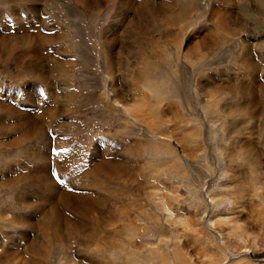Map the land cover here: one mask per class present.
<instances>
[{"label": "rangeland", "instance_id": "1", "mask_svg": "<svg viewBox=\"0 0 264 264\" xmlns=\"http://www.w3.org/2000/svg\"><path fill=\"white\" fill-rule=\"evenodd\" d=\"M0 264H264V0H0Z\"/></svg>", "mask_w": 264, "mask_h": 264}, {"label": "bare ground", "instance_id": "2", "mask_svg": "<svg viewBox=\"0 0 264 264\" xmlns=\"http://www.w3.org/2000/svg\"><path fill=\"white\" fill-rule=\"evenodd\" d=\"M27 1V0H26ZM31 1H35V0H31ZM33 3V2H32ZM157 8V7H156ZM212 12H214V10L212 11ZM215 13V12H214ZM213 13V14H214ZM217 15H218V13H217ZM233 18V17H232ZM236 20V19H235ZM218 21V20H217ZM225 21V20H224ZM231 21V20H230ZM225 23V22H224ZM221 24H223V23H221ZM21 28V27H20ZM37 37V36H36ZM30 38V37H29ZM32 38V37H31ZM24 39V38H23ZM35 39V38H34ZM32 40H33V38H32ZM39 40V39H38ZM34 41V40H33ZM28 43H30V41H28ZM25 44V43H24ZM31 44H33V43H31ZM40 52V51H39ZM40 54V53H39ZM32 55L34 56V57H36V60H38L37 59V57L38 58H40L41 56L40 55H38V50L36 49V52H33L32 53ZM24 56H26V57H28L29 59H30V56L29 55H24ZM10 57V56H9ZM18 57V56H17ZM33 58V57H32ZM10 59V58H9ZM23 59V58H22ZM251 63V62H250ZM253 63V62H252ZM251 63V64H252ZM251 64L249 65V67L251 66ZM41 66V65H40ZM35 67V66H34ZM37 67H39V66H37ZM252 70V69H251ZM36 72V71H35ZM38 74V73H37ZM39 74H41V73H39ZM214 89H216V88H214ZM217 90V89H216ZM252 92V91H251ZM251 95V94H250ZM254 95V94H253ZM116 97H118V96H116ZM117 100H118V98H116ZM122 102H123V100H122ZM121 102V104H125L124 102L122 103ZM248 102V101H247ZM249 102H251V101H249ZM119 104V103H118ZM115 106V105H114ZM128 106V105H127ZM127 106L126 105H123L121 108H122V110L124 111V112H126L128 109H127ZM246 106V105H245ZM255 106H256V101L255 100H253L251 103H249V108L250 109H253V108H255ZM131 111V110H130ZM127 113V112H126ZM135 121V120H134ZM30 122V121H29ZM21 124H24V123H21ZM37 129V128H36ZM30 134V133H29ZM30 135H32V134H30ZM251 148V147H250ZM249 149V148H248ZM247 149V150H248ZM250 150V149H249ZM115 163V162H114ZM116 164V163H115ZM119 165V164H118ZM105 166H106V164H105ZM113 167H115L114 166V164L112 165ZM106 167H108V165L106 166ZM117 167L118 166H116L115 167V170L117 169ZM96 168H98L97 166H96ZM119 168V167H118ZM125 168V167H124ZM109 169V168H108ZM107 169V170H108ZM112 169V168H111ZM126 170H128V169H119V170H116L117 171V174H115V173H113L114 174V176L116 175V177L118 176V175H120L121 173H126ZM112 171V170H111ZM107 173V172H106ZM112 174V175H113ZM111 174H109V176H110ZM43 176H45V175H43ZM108 176V175H107ZM23 177V176H22ZM112 178V177H111ZM25 179L27 180V181H29V180H32V179H34V181H36V182H38V178L37 177H31V176H27V177H25ZM23 181H25V180H23ZM43 181H45L44 180V178H43ZM77 197V198H76ZM76 197H70V196H64V198H63V201L67 204V205H72V206H76L77 208H80L81 210H83V211H87V210H93V209H96L95 207H96V205H95V203L93 202V201H88V200H82V198L81 197H78V196H76ZM95 211V210H94ZM110 218V217H109ZM53 225H55V222H53Z\"/></svg>", "mask_w": 264, "mask_h": 264}]
</instances>
